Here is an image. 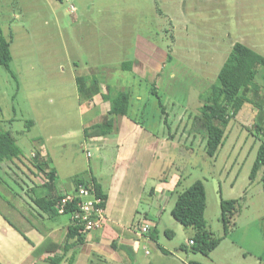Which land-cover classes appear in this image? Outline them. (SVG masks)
I'll list each match as a JSON object with an SVG mask.
<instances>
[{
  "label": "rangeland",
  "instance_id": "1",
  "mask_svg": "<svg viewBox=\"0 0 264 264\" xmlns=\"http://www.w3.org/2000/svg\"><path fill=\"white\" fill-rule=\"evenodd\" d=\"M0 26L13 56L12 73L0 66V126L12 132L27 160L44 143L58 161L61 184L74 174L90 181L88 167L98 173L111 169L104 156L119 152L100 153L85 143L75 77L92 74L109 81L114 94L131 93L129 124L135 133L130 147L120 151L130 169L118 173L123 193L112 199L125 208L124 225L137 234L131 235L139 244L135 264H264V167L251 177L264 140L261 72L259 94L224 126L214 157L207 153L199 111L200 93L216 81L236 42L264 55V0H0ZM139 38L169 54L161 75L121 69L136 56ZM163 178L181 184L158 200L152 191ZM34 179L23 166L14 173L0 168L2 264H28L23 258L35 240L25 239L13 210L19 196L27 197L23 190L41 189L40 178ZM197 181L206 191V230L223 238L209 255L192 251L197 231L172 216L177 197ZM222 200L239 201L226 237ZM146 223L154 227L155 240L142 236L138 227Z\"/></svg>",
  "mask_w": 264,
  "mask_h": 264
},
{
  "label": "crops",
  "instance_id": "2",
  "mask_svg": "<svg viewBox=\"0 0 264 264\" xmlns=\"http://www.w3.org/2000/svg\"><path fill=\"white\" fill-rule=\"evenodd\" d=\"M138 41L137 47L135 44L136 56L130 60L132 62L131 72L141 76L152 75L149 74V71L156 76L161 75L167 64L169 54L146 39L139 38ZM77 77H75L76 100L81 112H85L84 117H86V122L82 125L85 143L88 145L95 144L96 149L100 153L108 149L111 151L119 150L117 155L114 152L115 156L113 157L104 156L105 161L111 162V169L108 167L103 168L100 173L91 167L86 170L90 172L88 179L95 181L103 194L107 196L105 202L107 222L102 230L85 235L82 242H78V237H76L66 243L68 233L72 227L71 216L48 215L42 209L49 206L44 202V198L48 196L59 198L66 194H71L77 189V180H85V178L79 174H74L64 179V184H61V171L57 159L55 160L51 157L44 143H39L37 149L32 152L31 157L34 154H39L41 163L46 164L45 173L38 170L34 165L29 164L31 163V157L28 160L24 157L22 160L8 162L2 166L13 173L15 170L20 171V167L23 166L35 178L34 180L39 177L41 181V189H37L38 191H34L36 187L32 188V190L30 188L31 191L27 193L23 190L27 197L19 196L20 201L18 205L16 204V210H13L18 213V221L22 232L25 233H23L25 239L28 240L32 236L33 240H35L30 243L23 260L28 262V264H51L52 260L57 258L62 259L60 264L68 262H71V264H135V253L139 249V244L135 242L131 235L136 233L132 229H127L124 225L121 212L125 208L117 206L112 199L114 195L118 196L123 193L121 192L120 183H118V173L126 174L130 168L128 165L122 164L123 161H128L129 158L127 154H123L120 151L130 147L132 140H129V138L134 136L135 127L131 126V123L129 124L128 116L113 117L109 115L110 101L104 100V96L107 95L108 97V88L105 81L101 82L99 80V83L98 79L101 78L92 74L85 75L83 76L85 77V90L80 92ZM107 116L114 122V131L108 136L93 135L86 137L85 130L102 123ZM120 120L122 121L121 124H119ZM83 145L85 144L82 143ZM51 171L55 172V180L48 187L46 184L49 179H46L48 178L46 174ZM26 179L27 176L25 177ZM28 179L30 180L29 177ZM179 182L178 179L168 181L163 178L160 185L157 186V190L154 189L152 191L153 197H157L158 200L166 199L169 194L176 191ZM5 193L8 196H12V192L8 189H6ZM30 193L34 195L38 193L39 197L33 199L29 197ZM145 220L149 221L148 219ZM137 224H139L138 220ZM151 228L154 229V227ZM26 234L29 238L26 237ZM38 235H41L39 240L36 239Z\"/></svg>",
  "mask_w": 264,
  "mask_h": 264
},
{
  "label": "trees",
  "instance_id": "3",
  "mask_svg": "<svg viewBox=\"0 0 264 264\" xmlns=\"http://www.w3.org/2000/svg\"><path fill=\"white\" fill-rule=\"evenodd\" d=\"M12 62L11 42L6 38L0 26V66L5 67L12 73ZM121 69L131 72L132 62H123L121 64ZM259 75L264 81V55L243 43L236 42L221 67L216 81L207 90L200 93L199 111L204 120L206 149L210 157H214L223 145L226 136L224 126L227 125L231 119L236 118L247 104L253 103L250 97L251 95L256 96L259 94L261 86L256 82ZM99 80L103 82L102 79H98L99 83ZM77 81L80 92H83L85 90V77L78 76ZM106 86L108 88V97L107 95L104 96V100L110 101L111 108L109 115L113 117L123 115L130 117L129 112L132 107L131 93L122 90L114 94L113 91H111L112 87L110 82H108ZM259 107L264 108V105ZM2 115L3 109L0 105V120ZM26 123L30 127L35 125V122L32 120H28ZM114 127V122L107 116L102 123L86 129L85 135L86 137H91L93 135L108 136L114 131ZM256 127L258 131L261 130V127L258 125ZM22 158H24L23 151L17 144L12 132L0 126V168L8 162L22 160ZM30 162L37 167L38 170L45 173L46 164L41 163L39 154H34L30 158ZM262 167H264V140L258 149L257 159L251 177L254 178ZM46 176L48 177L46 179H49L46 186L49 187L55 180V172L51 171L47 173ZM180 184V182L177 184L176 190H178ZM80 185L93 186L106 202L107 196L103 194L95 181L79 179L76 182V187L78 188ZM59 199L60 197L55 198L52 196L44 198V202L49 206L42 209L48 215L58 214L55 207ZM238 204V200H222L221 202V221L224 227L225 237L234 228L235 224L233 223V219ZM206 207L207 201L204 183L202 181H197L177 197L172 216L185 228H194L197 231L196 236L191 239L193 242V245H191L192 251L194 253L209 255L219 246L223 238L214 239L213 234L206 230V223L204 220ZM138 228L140 229L141 227ZM149 234L152 240L156 239V234L152 232V228ZM76 237H78V242H82L85 235L80 234L78 229L72 226L68 233L66 243ZM183 249L185 248L183 247ZM61 261V258L53 259L51 264H60ZM0 264L2 263L0 262Z\"/></svg>",
  "mask_w": 264,
  "mask_h": 264
},
{
  "label": "built area",
  "instance_id": "4",
  "mask_svg": "<svg viewBox=\"0 0 264 264\" xmlns=\"http://www.w3.org/2000/svg\"><path fill=\"white\" fill-rule=\"evenodd\" d=\"M55 208L59 215L71 216L72 226L82 235L102 230L107 222L105 200L93 186L80 185L73 193L60 197ZM150 229L149 225L142 226V236Z\"/></svg>",
  "mask_w": 264,
  "mask_h": 264
}]
</instances>
